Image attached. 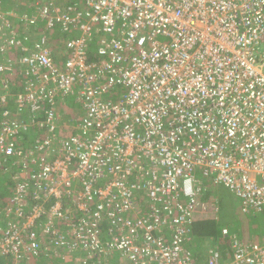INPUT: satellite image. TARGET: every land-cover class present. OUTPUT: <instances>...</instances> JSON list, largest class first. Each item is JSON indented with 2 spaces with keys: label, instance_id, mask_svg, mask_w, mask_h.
I'll return each mask as SVG.
<instances>
[{
  "label": "built area",
  "instance_id": "obj_1",
  "mask_svg": "<svg viewBox=\"0 0 264 264\" xmlns=\"http://www.w3.org/2000/svg\"><path fill=\"white\" fill-rule=\"evenodd\" d=\"M58 5L42 0L39 13L69 36L60 59L46 36L18 39L0 9V73L16 69L21 85L1 81L0 171L16 196L0 254L29 263L62 247L78 264H115L117 253L124 264H201L187 244L202 179L228 188L243 214L264 211V0ZM70 101L84 115L63 136ZM223 236L204 264H264V244Z\"/></svg>",
  "mask_w": 264,
  "mask_h": 264
},
{
  "label": "crops",
  "instance_id": "obj_2",
  "mask_svg": "<svg viewBox=\"0 0 264 264\" xmlns=\"http://www.w3.org/2000/svg\"><path fill=\"white\" fill-rule=\"evenodd\" d=\"M10 1H13V3L9 4L8 2ZM55 1L59 4L58 6L61 8H67L68 6L71 5V0H55ZM40 2H42V0H0V9L15 15V18H13V23L15 27L14 33H16L17 31H25L26 35L24 36L23 40L27 42V45L34 46L43 36H46L47 38H50L51 43H49L48 45L53 51L52 52L53 56L56 59L63 58V54L65 50V46L63 44H65L69 36L61 34L60 31L50 32L46 28V25L41 20V16L39 13ZM25 19L36 20V25H31L30 23L25 24L26 21ZM78 36H79L78 32H74L73 37H78ZM7 57H11V55L9 54ZM12 101L13 99L8 104L9 105L8 107L10 109L15 108V103H12ZM67 108L71 109V111L68 110ZM63 112H65V114L63 115V126L61 127V131L63 132V136H65L71 132H76L75 122L76 120L80 119L82 115H84V108L81 103L70 101L69 106H66ZM202 187L204 188V186ZM203 195L207 196L206 192H204ZM214 202L216 201H212L210 203L209 205L210 209L208 211L200 212V214H198L199 211H197V213L195 214V220L197 218L200 219L199 220L201 223L200 226L205 222H208L210 223V225L213 226L211 231L212 233L206 235L205 234L197 235V236H195L194 234L190 242L187 244V248L195 252L196 257L198 255L203 256V262L201 264H204L205 259L207 260L210 250H214L217 248H219L220 250H224L226 248L225 245L222 244V242L225 241V238L223 236V229L228 227L219 224L218 223L219 218L214 216V214L216 215L219 213L218 208L212 206ZM202 226H204V224ZM215 229L216 232L218 233L217 235L213 234L214 232L213 230ZM233 235H237L236 231L233 233ZM121 263L124 262L121 261Z\"/></svg>",
  "mask_w": 264,
  "mask_h": 264
},
{
  "label": "rangeland",
  "instance_id": "obj_3",
  "mask_svg": "<svg viewBox=\"0 0 264 264\" xmlns=\"http://www.w3.org/2000/svg\"><path fill=\"white\" fill-rule=\"evenodd\" d=\"M8 3L12 4L13 1H10ZM15 35L17 38L23 40L26 34L25 31H17ZM67 109L71 111V109L69 108ZM34 137L35 135L33 134L31 138ZM7 172L8 173L6 174H4L2 171L0 172L1 181H7V182H9L10 180L12 181L13 173L11 171H7ZM202 182L204 184V188L202 189V193L199 200L198 214H200V212L203 211L204 212L208 211L210 209L209 206L210 203L212 201H216L212 204V206L218 208L219 210L218 214L216 215L214 214V216L219 218V222H218L219 224L227 226L228 227L227 229L230 230L231 234H233L236 231L237 235L246 241L252 243L264 244V211L257 215L243 214L241 210L242 204L240 199L237 198L228 188L224 187L223 185H215L212 181V176L208 179V181L204 179L202 180ZM204 192H206L207 196L203 195ZM63 250H66V254H65L66 259L71 260L75 258V263L78 262L77 258L82 256L81 253L78 254V252L76 251L69 252L67 251V249H62V251ZM50 251L52 250H46V253ZM62 251L56 249L55 251L53 250L52 252H54L56 256H59L60 252ZM43 259H41V261ZM47 260H49V258ZM31 262L27 264H31ZM46 264H50V263H46ZM59 264H65V261L60 262Z\"/></svg>",
  "mask_w": 264,
  "mask_h": 264
},
{
  "label": "trees",
  "instance_id": "obj_4",
  "mask_svg": "<svg viewBox=\"0 0 264 264\" xmlns=\"http://www.w3.org/2000/svg\"><path fill=\"white\" fill-rule=\"evenodd\" d=\"M14 59H15V57H13ZM12 61H15V60H12ZM16 63H12V66H14ZM14 69H15V66H14ZM17 71H18V69H17ZM18 72H16V69L15 70H13V72H11V71H8V72H5V73H0V109H2V106L1 105H3V104H5V103H3L2 101H1V96H3L6 92H7V88H4L3 86H2V80H8L11 84H10V86H11V88L12 89H10V90H17V92H15V93H18V92H20L21 91V85H20V83L18 82L20 79V75L19 74H17ZM119 91V90H118ZM113 96H115L116 98H119V93L118 92H114L113 93ZM12 103H14V102H12ZM20 143V142H19ZM3 165H5L6 167L7 166H9L10 165V162H9V165H8V162L7 163H5V164H3ZM202 180H204V179H202ZM206 181H208V179H205ZM16 196V184H15V181L13 180V181H9V182H7V181H1L0 180V220L1 221H3L2 222V225H1V227H3V229L5 230V227H6V212L4 211V209L3 208H8V207H10L11 206V204H12V200H13V198ZM29 201H30V198H29ZM47 206H49V204H47ZM197 218V217H196ZM200 219H196L195 220V224H194V226H195V229H194V234H195V236H197V235H206V234H210V233H212L211 231H212V225H210V223H208V222H205V223H203L204 224V226H200V221H199ZM5 225V226H4ZM197 229V230H196ZM214 232H213V234L214 235H217L218 233L216 232V229L215 230H213ZM215 232H216V234H215ZM4 237V233H3V231H0V241H1V239ZM223 242H225V241H223ZM62 249H65V248H62V247H58V250L59 251H62ZM44 253V252H43ZM49 254H48V256L46 257V255L44 256H39V257H37V258H34L33 260H32V262H31V264L33 263V264H46V263H50V264H59L60 262H63V261H65V264H72V263H74V264H77V263H75V258H73V259H71V260H67L66 259V256H65V254H66V250H63L62 252H60V255L59 256H56V254L54 253V252H52V251H50V252H48ZM117 253V252H116ZM46 254V253H45ZM119 255H120V253H117V254H112V255H110L107 259L110 261L111 260V262L112 263H115V264H118V263H121L120 262V257H119ZM44 258V259H43ZM49 258V260H47ZM41 259H43L42 261H41ZM97 260V258L95 259V261ZM16 259H14L12 256H10V255H2V254H0V264H16ZM48 261V262H47ZM124 262V261H123ZM199 262L200 263H202L203 262V256H201L200 258H199ZM95 262H89L88 264H94ZM18 264H27L26 262H24V261H21L20 263H18ZM122 264H124V263H122Z\"/></svg>",
  "mask_w": 264,
  "mask_h": 264
},
{
  "label": "clouds",
  "instance_id": "obj_5",
  "mask_svg": "<svg viewBox=\"0 0 264 264\" xmlns=\"http://www.w3.org/2000/svg\"><path fill=\"white\" fill-rule=\"evenodd\" d=\"M11 100H12V99H11ZM11 100H10V101H11ZM10 101H9V102H10ZM12 102H14V99H13ZM10 105H11V104H10ZM6 107H7V106H6ZM0 172H1V171H0ZM202 184H203V182H202ZM203 186H204V184H203ZM196 213H197V212H196ZM196 213H195V214H196ZM194 219H195V215H194ZM193 236H194V234H193Z\"/></svg>",
  "mask_w": 264,
  "mask_h": 264
}]
</instances>
